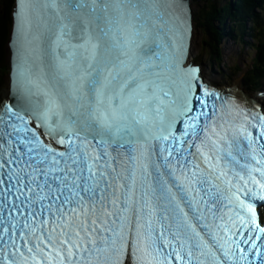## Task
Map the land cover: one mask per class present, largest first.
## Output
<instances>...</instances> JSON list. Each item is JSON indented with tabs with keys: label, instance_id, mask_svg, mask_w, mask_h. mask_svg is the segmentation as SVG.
Returning a JSON list of instances; mask_svg holds the SVG:
<instances>
[{
	"label": "snow or ice",
	"instance_id": "6c2138e0",
	"mask_svg": "<svg viewBox=\"0 0 264 264\" xmlns=\"http://www.w3.org/2000/svg\"><path fill=\"white\" fill-rule=\"evenodd\" d=\"M187 15L15 0L0 264H264V92L214 91Z\"/></svg>",
	"mask_w": 264,
	"mask_h": 264
},
{
	"label": "trees",
	"instance_id": "16d2710c",
	"mask_svg": "<svg viewBox=\"0 0 264 264\" xmlns=\"http://www.w3.org/2000/svg\"><path fill=\"white\" fill-rule=\"evenodd\" d=\"M12 2L0 0V73L7 59L4 48L10 35ZM193 22L205 52H199L197 59L204 58L206 54L220 72V67H224L225 71L222 72L226 79L232 72L244 71V84L258 89L264 80V0H197ZM228 36L240 55L248 56L254 51L251 62L246 63L245 67L234 61V56L231 57L234 61L232 64L224 60L223 49Z\"/></svg>",
	"mask_w": 264,
	"mask_h": 264
},
{
	"label": "rangeland",
	"instance_id": "374dc122",
	"mask_svg": "<svg viewBox=\"0 0 264 264\" xmlns=\"http://www.w3.org/2000/svg\"><path fill=\"white\" fill-rule=\"evenodd\" d=\"M224 46L225 47L223 49L224 50L223 51V57H224V60L226 62H228L229 64H232L234 61L237 60V63H239V65L241 67H245L246 63L249 64L251 62L250 59L254 55V51L253 50L247 56V54L240 55L237 51L235 52L236 46H233V44L231 42H225ZM4 52L7 53V59H5V64H4L5 66L2 69V73H0V95H2L3 91L8 86V82H9V80H8V70H9V66H8V58H9L8 46H5ZM199 52L205 53L204 50H202V47H201V44H200V35L197 34V31H194L192 42H191V56L195 57ZM232 56L236 57L234 61L231 58ZM202 61L204 62V65H203L204 73L207 74L208 77H210V78L220 79V75L219 74L216 75V73H220V70L215 66L214 63H212L210 60L207 59L206 54H205V57L203 58ZM220 68L222 70L224 67L221 66ZM211 69H214L215 75L212 74ZM243 73H244V71H241V70L238 71V73H236V74H233V72H232L231 76L229 78H227V79L234 81L239 86H242L241 82H242ZM243 87H245L244 83H243ZM254 95H255V92H254Z\"/></svg>",
	"mask_w": 264,
	"mask_h": 264
},
{
	"label": "clouds",
	"instance_id": "9594fccd",
	"mask_svg": "<svg viewBox=\"0 0 264 264\" xmlns=\"http://www.w3.org/2000/svg\"><path fill=\"white\" fill-rule=\"evenodd\" d=\"M196 1L197 0H194L193 1V4H192V17H193V10H194V8L196 7ZM14 4H15V0H13V2H12V8H11V27H10V35H9V39H8V41H7V46L9 45V41H10V39H11V34H12V27H13V9H14ZM194 22H193V33H194ZM193 33H192V37H191V39H190V43L192 42V38H193ZM228 38H229V36L227 37V40H226V42H233V40H228ZM244 38L246 39V40H248V38L246 37V36H244ZM233 46H234V44H233ZM246 46H244V48H245ZM247 48V47H246ZM9 51H10V49H9V46H8V53H9ZM238 52L239 54H240V51L236 48L235 49V52ZM198 55H199V53L195 56V57H192V58H194L195 60H196V62H202V66L204 65V62L202 61L203 60V58L202 57H200V59H197V57H198ZM10 56H11V52H10ZM8 66H9V70H8V80H9V82H10V58L8 59ZM213 71H214V69H211V72L213 73ZM225 71L224 69H222L221 70V72L220 73H218L219 75L221 74V76H220V78L221 77H223V72ZM215 72V71H214ZM205 73H204V71H203V67H202V77L203 78H205ZM214 79H217V78H214ZM223 80H226L227 81V79L226 78H223ZM9 82H8V87H9ZM242 82L244 83V79H243V75H242ZM243 83H241L242 84V86H243ZM245 85V84H244ZM245 86H247V85H245ZM247 88V87H246Z\"/></svg>",
	"mask_w": 264,
	"mask_h": 264
},
{
	"label": "bare ground",
	"instance_id": "6f19581e",
	"mask_svg": "<svg viewBox=\"0 0 264 264\" xmlns=\"http://www.w3.org/2000/svg\"><path fill=\"white\" fill-rule=\"evenodd\" d=\"M9 58H10V51H9ZM8 58V59H9ZM9 89V87L7 86L6 89L3 91L2 95Z\"/></svg>",
	"mask_w": 264,
	"mask_h": 264
}]
</instances>
